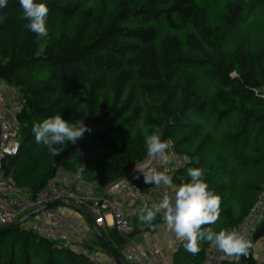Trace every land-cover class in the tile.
<instances>
[{
	"label": "trees",
	"instance_id": "1",
	"mask_svg": "<svg viewBox=\"0 0 264 264\" xmlns=\"http://www.w3.org/2000/svg\"><path fill=\"white\" fill-rule=\"evenodd\" d=\"M35 2L49 8L47 37L25 27L19 0L0 9V81L24 101L19 151L5 166L17 187L34 195L57 167L77 174L81 163V176L106 196L148 159L146 138L159 129L190 159L173 182L203 168L221 197L220 218L210 226L237 228L264 183V99L254 92L264 88V0ZM58 112L91 131L53 156L32 128ZM132 221L131 238L162 222ZM99 232L96 245L110 252L106 241L125 264L118 252L125 239L113 228ZM208 245L192 255L181 244L173 264H202ZM0 264L93 263L17 226L0 233ZM223 264H244V257ZM252 264L264 260L252 256Z\"/></svg>",
	"mask_w": 264,
	"mask_h": 264
},
{
	"label": "built area",
	"instance_id": "2",
	"mask_svg": "<svg viewBox=\"0 0 264 264\" xmlns=\"http://www.w3.org/2000/svg\"><path fill=\"white\" fill-rule=\"evenodd\" d=\"M256 95L264 99V88L256 89ZM24 101L17 87L0 81V228L8 227L19 219L30 215L19 227L24 231L33 232L42 239L53 243L57 249H66L88 259L93 264H118L115 257L107 250L93 245L89 241L91 227L79 224L71 214L78 209L88 212L94 219L96 228L107 232L113 228L125 239V244L118 250L125 264H158L159 251L147 252L141 245L131 238L133 232L132 220L138 217V209L145 203L157 202L162 197L163 188L145 184L141 179L142 173L130 175L117 199L110 198L116 195L106 193L103 196L98 186L86 181L81 175L65 172L57 167L46 186L38 193H31L29 188L17 187L11 172L5 170L10 158L18 154L19 116L23 112ZM168 148L171 161L162 164L158 158L147 159L137 166L144 168L156 167L158 170L168 169V174H174L185 168L190 159L180 156L172 140ZM139 177V178H137ZM60 203L58 206H47ZM66 203V204H64ZM80 215V214H79ZM84 218V216H81ZM107 217L111 222L107 221ZM264 223V183L247 215L237 226V229L248 236L260 229ZM175 248H179L184 241L174 236ZM260 262L264 260V237L254 244ZM240 256L228 257L216 247L208 245L202 264H223L238 262Z\"/></svg>",
	"mask_w": 264,
	"mask_h": 264
},
{
	"label": "clouds",
	"instance_id": "3",
	"mask_svg": "<svg viewBox=\"0 0 264 264\" xmlns=\"http://www.w3.org/2000/svg\"><path fill=\"white\" fill-rule=\"evenodd\" d=\"M19 4L23 10V18L28 21L25 27L38 38L47 37V5L35 0H19ZM7 5L8 0H0V9ZM90 131L83 119L69 123L62 118L60 112L35 123L32 128L36 143L44 145L53 156H58L64 150V147L58 146L67 145L69 142L75 145ZM145 143L150 160L158 158L162 164L171 161L167 151L171 141L162 140L159 129L147 136ZM85 170L86 166L80 163L77 175L83 174ZM137 171L142 173L145 184L164 189L157 202L150 205L145 203L138 209L141 227H156L154 221L160 215L167 228L176 238L184 241L185 250L192 255L198 254L205 243L216 247L228 257L248 255V250L252 247L250 236L235 227L222 228L217 232L210 226L220 218L221 197L210 190L205 182L203 168H188L186 176L178 177V184L173 182L167 168L161 171L145 165L144 168L137 166Z\"/></svg>",
	"mask_w": 264,
	"mask_h": 264
},
{
	"label": "crops",
	"instance_id": "4",
	"mask_svg": "<svg viewBox=\"0 0 264 264\" xmlns=\"http://www.w3.org/2000/svg\"><path fill=\"white\" fill-rule=\"evenodd\" d=\"M126 178H127V175L123 180L119 181L118 183H116L115 185L109 188L107 192H109L110 194L116 195V196L111 197V199L112 198L113 200L117 199V194H120L121 189L127 184L128 179L126 180ZM71 214L77 220V223L89 225L87 219L85 217L84 218L81 217L82 213L71 211ZM157 218L160 219L162 222L156 227L153 233H143L140 235L133 236L132 239L135 242H137L136 239L141 238L142 241L137 242V243L141 245L149 253L152 250H158L159 251V257L157 260L158 264H173V256L178 249V248H175L174 243H173L175 234L172 233L167 228L166 224L163 221L162 216L158 215ZM107 221L110 223L111 222L110 218L107 217ZM132 227H133V221H132ZM88 238L91 243L95 245L97 244L98 239L96 238V234L93 232V230L89 234ZM255 261L257 263L260 262L258 254H257V259Z\"/></svg>",
	"mask_w": 264,
	"mask_h": 264
},
{
	"label": "water",
	"instance_id": "5",
	"mask_svg": "<svg viewBox=\"0 0 264 264\" xmlns=\"http://www.w3.org/2000/svg\"><path fill=\"white\" fill-rule=\"evenodd\" d=\"M60 203H56L54 205H50V206H47V208H50L52 206H58ZM66 204V203H64ZM78 211L80 213H82V215L87 219L90 227L92 228L93 232L97 235V236H101L99 230L96 228L95 224H94V219L93 217L86 211L84 210H81V209H78ZM39 211H35L21 219H19L18 221H16L15 223H13L12 225L8 226V227H4V228H0V233H3V232H6V231H9L17 226H19L21 223H23L24 221H26L28 219V217L30 215H33V214H36L38 213ZM264 236V225L259 229L257 230L255 233H253L252 235H250V238H251V242H252V246L253 244L261 237ZM104 242L105 246L107 247V249L115 256L117 257V254L113 251V249L108 245V243L106 241H103ZM252 248V247H251ZM251 248L248 250V255L247 256H243L244 257V264H252V255H251Z\"/></svg>",
	"mask_w": 264,
	"mask_h": 264
},
{
	"label": "rangeland",
	"instance_id": "6",
	"mask_svg": "<svg viewBox=\"0 0 264 264\" xmlns=\"http://www.w3.org/2000/svg\"><path fill=\"white\" fill-rule=\"evenodd\" d=\"M143 163H144V162H143ZM140 165H143V164H140ZM140 165H139V166H140ZM134 166H135V165H134ZM134 166L132 167V169H131V170L129 171V173L127 174V178H126V180H127V179L129 180L130 175H132V174L138 172L137 169L134 168ZM110 200H111V201H114L113 198H112V199L110 198ZM136 240H137V242H141V241H142L141 238H137ZM251 249H252V256H253V258H255V260H256V259H257V254H258V253H256L257 251L254 249V246H252Z\"/></svg>",
	"mask_w": 264,
	"mask_h": 264
}]
</instances>
